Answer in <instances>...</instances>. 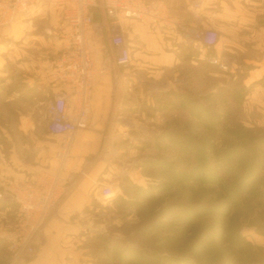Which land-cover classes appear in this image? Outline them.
I'll return each instance as SVG.
<instances>
[{
    "label": "rangeland",
    "instance_id": "rangeland-1",
    "mask_svg": "<svg viewBox=\"0 0 264 264\" xmlns=\"http://www.w3.org/2000/svg\"><path fill=\"white\" fill-rule=\"evenodd\" d=\"M63 20L64 10L55 17L38 14L22 36L0 31V161L8 159L14 143L31 141L20 127L34 123L38 137L47 130L44 103L61 88L51 82V63L59 49L52 45L57 39L49 28ZM174 76L170 73V79L130 93L128 99L135 106L128 105L112 118L121 125L118 117L123 116L128 130L121 126L120 134L106 135L110 122L95 126L108 139L103 138L88 156L82 173L65 178V164L57 162L69 193L56 212L96 160L106 157L105 166L114 172L110 179L96 180L90 206L72 215L77 235L71 245L63 246L66 257L72 256L65 264L264 261V127L249 113L238 80L222 77L220 85L216 80L220 78L202 77L187 65ZM41 77L48 85L41 97L30 99L28 84ZM174 134L192 142L177 144ZM113 139L114 146L109 145ZM14 152L22 158L33 154L21 145ZM7 179H0V188ZM98 181L116 182L117 199L108 203L98 199ZM3 203L12 209L0 208V264H10L8 234L17 226L18 206Z\"/></svg>",
    "mask_w": 264,
    "mask_h": 264
},
{
    "label": "crops",
    "instance_id": "crops-1",
    "mask_svg": "<svg viewBox=\"0 0 264 264\" xmlns=\"http://www.w3.org/2000/svg\"><path fill=\"white\" fill-rule=\"evenodd\" d=\"M162 1L166 4L169 14L186 23L189 31L182 34L176 29L165 27L155 30L139 21L127 20L125 35L132 49V66L124 71L128 75V80L121 81L115 86L109 71L94 76L91 113L94 126L77 133L64 166L65 178L69 174L82 173L88 156L97 151L103 138L108 139V136L102 137L103 131L96 128V125L110 122L111 128L106 135H112L114 131L115 134H120L121 125L112 118L115 112H123L132 104L133 101L128 99L129 95L145 84L151 85L170 79L167 78L170 73L176 77L185 65L199 71L202 77L220 78L216 79L217 82H220L222 77L238 80L242 92L245 93L249 113L253 115L255 123L264 127V0H201L198 14L190 8L196 0ZM63 10L64 7L59 4L47 3L33 15L17 19L0 31L8 36H22L38 14L43 17H55ZM94 19L95 26L90 34V43L96 65L101 68L105 64L106 51L115 48L112 44L113 28L101 7L94 10ZM61 23L49 28L57 39L51 40L52 45L58 49L61 46V39L58 36L66 29L65 21ZM199 28H208L217 33V42L212 49L202 44L194 45L189 39ZM210 55L230 57L234 65L241 67L242 72L238 75L222 72L208 62L207 58ZM133 73L143 74L145 79L141 80L139 76L135 78L131 75ZM47 85L46 77L31 80L26 94L30 99H37L38 96L41 97L43 87ZM32 125L27 129L25 126L20 127L21 132L31 136V141L14 143L8 159H1L0 179L6 176L17 180H35L44 174L58 173L59 139L54 138L47 130L43 137L34 135L32 130L34 123ZM114 139L109 145L114 146ZM19 145L33 154L22 158L14 152ZM106 159L105 157L96 160L89 166L86 174L77 180L70 196L47 223L39 252L28 264H65L67 260L68 262L72 260V256L66 257L63 248L65 245H71L77 235L71 217L90 206L91 188L100 176L106 179L113 177L112 168L107 169L105 166ZM1 204L4 205L3 202ZM1 204L0 208L4 207L7 210L11 208L9 205Z\"/></svg>",
    "mask_w": 264,
    "mask_h": 264
},
{
    "label": "built area",
    "instance_id": "built-area-1",
    "mask_svg": "<svg viewBox=\"0 0 264 264\" xmlns=\"http://www.w3.org/2000/svg\"><path fill=\"white\" fill-rule=\"evenodd\" d=\"M47 3L59 4L65 11L66 29L60 34L61 46L51 63L54 69L51 82L60 83L61 88L44 103L42 115L49 134L60 141L57 157L63 165L77 133L90 126L94 76L109 71L115 86L128 80L124 71L132 66V49L125 35L127 20L139 21L155 30L162 27L176 29L182 34L187 33L189 27L171 16L162 0H0V26L29 17ZM100 7L112 25L115 47L106 51L105 64L101 68L96 65L90 43L95 26L94 10ZM200 7L201 0L190 6L195 14L199 13ZM217 38L213 30L199 28L189 39L194 45L202 44L212 49ZM207 60L223 72L233 75L242 72L230 57L210 55ZM131 75L138 78L136 73ZM121 119L123 116L118 117V123L128 130L129 125L122 123ZM64 182L58 173L44 174L35 180L9 178L0 188V203L10 202L18 206L17 226L8 234L12 254L10 264H27L36 255L41 233L56 214L61 198L69 193ZM96 187L97 198L105 203L116 200L120 194L116 182L98 181ZM257 264H264V261Z\"/></svg>",
    "mask_w": 264,
    "mask_h": 264
},
{
    "label": "trees",
    "instance_id": "trees-1",
    "mask_svg": "<svg viewBox=\"0 0 264 264\" xmlns=\"http://www.w3.org/2000/svg\"><path fill=\"white\" fill-rule=\"evenodd\" d=\"M174 136L175 138H177V140L175 139V141H177V144L179 142L180 144H186L188 141L192 142V140L189 137H186L185 135L174 134ZM173 176H176L178 178V174H174ZM165 187L168 188L167 185H165ZM138 189H142V188H138ZM247 244H249V242H247Z\"/></svg>",
    "mask_w": 264,
    "mask_h": 264
}]
</instances>
